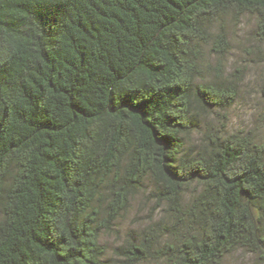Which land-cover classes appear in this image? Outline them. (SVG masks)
<instances>
[{"label": "trees", "instance_id": "1", "mask_svg": "<svg viewBox=\"0 0 264 264\" xmlns=\"http://www.w3.org/2000/svg\"><path fill=\"white\" fill-rule=\"evenodd\" d=\"M246 14L264 39V0H0V264H105L139 194L120 264H264V136L190 143L236 100L224 21Z\"/></svg>", "mask_w": 264, "mask_h": 264}, {"label": "rangeland", "instance_id": "2", "mask_svg": "<svg viewBox=\"0 0 264 264\" xmlns=\"http://www.w3.org/2000/svg\"><path fill=\"white\" fill-rule=\"evenodd\" d=\"M225 28L229 41V50L224 58L226 74L233 73L239 80L238 93L235 102L227 110L210 112L200 120V125L193 133L190 143H196L206 125L213 129H221L227 133L240 130H251L256 136H264V98L260 93L264 61L261 50L264 39L255 33V17L251 14L239 18L227 16ZM208 60L214 64V57ZM210 70L204 73L210 78ZM154 202L144 195H137L129 209L120 216L109 232L102 233L100 243L106 248L105 264H120L115 255L119 245L128 230H138L150 218ZM224 264H254V256L238 251L225 260Z\"/></svg>", "mask_w": 264, "mask_h": 264}]
</instances>
